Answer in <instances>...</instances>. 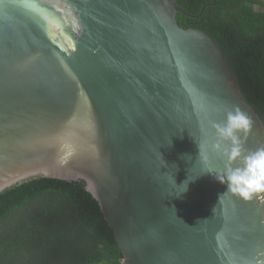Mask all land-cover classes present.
Instances as JSON below:
<instances>
[{
  "label": "water",
  "instance_id": "95a60500",
  "mask_svg": "<svg viewBox=\"0 0 264 264\" xmlns=\"http://www.w3.org/2000/svg\"><path fill=\"white\" fill-rule=\"evenodd\" d=\"M181 13L174 0H0V193L84 181L124 264H264V199L217 203L225 160L196 146L233 106L253 120L246 150L264 146V121Z\"/></svg>",
  "mask_w": 264,
  "mask_h": 264
},
{
  "label": "trees",
  "instance_id": "16d2710c",
  "mask_svg": "<svg viewBox=\"0 0 264 264\" xmlns=\"http://www.w3.org/2000/svg\"><path fill=\"white\" fill-rule=\"evenodd\" d=\"M182 29L223 52L243 99L264 121V0H174ZM0 264H124L84 181L34 178L0 193Z\"/></svg>",
  "mask_w": 264,
  "mask_h": 264
},
{
  "label": "clouds",
  "instance_id": "9594fccd",
  "mask_svg": "<svg viewBox=\"0 0 264 264\" xmlns=\"http://www.w3.org/2000/svg\"><path fill=\"white\" fill-rule=\"evenodd\" d=\"M252 126L251 116L239 106H233L224 111L222 121L211 122V141L196 145L200 155H205L210 147L225 160L224 169L214 174V178L226 186V190L218 196L217 203L224 194H230L243 202L264 199V146L254 150L244 148V140ZM236 161H239V165L233 167ZM214 209L215 206L212 212Z\"/></svg>",
  "mask_w": 264,
  "mask_h": 264
}]
</instances>
